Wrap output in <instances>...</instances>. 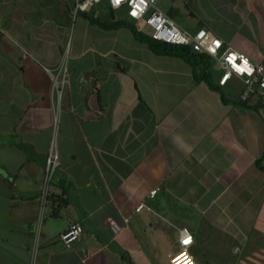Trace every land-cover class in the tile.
Returning a JSON list of instances; mask_svg holds the SVG:
<instances>
[{
	"label": "crops",
	"instance_id": "crops-1",
	"mask_svg": "<svg viewBox=\"0 0 264 264\" xmlns=\"http://www.w3.org/2000/svg\"><path fill=\"white\" fill-rule=\"evenodd\" d=\"M80 1L0 0V264H171L183 228L197 264H264V94L219 83L226 48L264 63V0L157 2L221 39L222 91Z\"/></svg>",
	"mask_w": 264,
	"mask_h": 264
},
{
	"label": "built area",
	"instance_id": "built-area-1",
	"mask_svg": "<svg viewBox=\"0 0 264 264\" xmlns=\"http://www.w3.org/2000/svg\"><path fill=\"white\" fill-rule=\"evenodd\" d=\"M101 1L81 0L78 3V8L85 11ZM107 2L113 9L126 8L127 16L142 23V31L149 33L157 41L190 46L194 52H207L212 56H217L223 47L221 39L204 27L198 29L195 33L182 29L157 7L158 0H118V2L117 0H107ZM144 28H147V31H144ZM219 58L224 68V73L219 80L221 86H226L232 78L239 77L244 81V88L239 94L240 101H247L255 94H264V63H254L245 54L232 48L223 50ZM54 132L56 133L57 130L55 129ZM60 164L61 159L57 149V135L55 134L47 157L46 182H49ZM156 192V190L151 191V196H154ZM143 208L144 205H140L137 211ZM81 234V227L73 225L61 235V240L66 247H71L80 238ZM179 244L181 250L170 255V263L197 264L194 256L190 253V247L193 245V235L189 229L183 228L180 230ZM179 253L182 254L179 255ZM186 253L187 256H184L183 254Z\"/></svg>",
	"mask_w": 264,
	"mask_h": 264
},
{
	"label": "trees",
	"instance_id": "trees-1",
	"mask_svg": "<svg viewBox=\"0 0 264 264\" xmlns=\"http://www.w3.org/2000/svg\"><path fill=\"white\" fill-rule=\"evenodd\" d=\"M91 21L93 23L97 22V20L92 19V18H91ZM135 22H136L135 20L130 19L127 21L120 22L119 24H115L114 27H117L120 25L129 26L139 41L145 42L146 44L149 45L151 49H153L157 53L159 52V53H164V54L171 55V56H179L182 59L188 61L195 67V74L198 80L206 81L214 89L218 91H222L221 90L222 86L221 87L217 86L211 82V79H210L211 74L209 71L210 70L209 66L211 64L210 62L212 58L210 57V55H208L207 53L194 52L190 46L175 45V44H169V43L157 41L153 39L149 33H146L140 30L137 27Z\"/></svg>",
	"mask_w": 264,
	"mask_h": 264
},
{
	"label": "rangeland",
	"instance_id": "rangeland-1",
	"mask_svg": "<svg viewBox=\"0 0 264 264\" xmlns=\"http://www.w3.org/2000/svg\"><path fill=\"white\" fill-rule=\"evenodd\" d=\"M142 28H143V27H142ZM143 30H144V31H147V28H144ZM180 250H181V248H179L178 251H176V252H179ZM176 252H175V253H176ZM173 253H174V252H173ZM173 253H172V252L169 253V256H170V254H173Z\"/></svg>",
	"mask_w": 264,
	"mask_h": 264
},
{
	"label": "bare ground",
	"instance_id": "bare-ground-1",
	"mask_svg": "<svg viewBox=\"0 0 264 264\" xmlns=\"http://www.w3.org/2000/svg\"><path fill=\"white\" fill-rule=\"evenodd\" d=\"M182 253H183V252H182ZM182 253H179V255L182 254ZM183 255H184V256H187V253H186V254H183ZM175 261H176V260H175ZM172 262H174V261L172 260Z\"/></svg>",
	"mask_w": 264,
	"mask_h": 264
},
{
	"label": "snow or ice",
	"instance_id": "snow-or-ice-1",
	"mask_svg": "<svg viewBox=\"0 0 264 264\" xmlns=\"http://www.w3.org/2000/svg\"><path fill=\"white\" fill-rule=\"evenodd\" d=\"M117 2H118V0H117Z\"/></svg>",
	"mask_w": 264,
	"mask_h": 264
}]
</instances>
